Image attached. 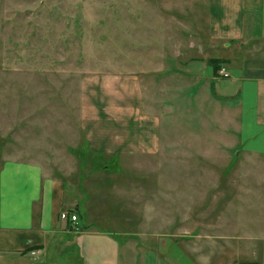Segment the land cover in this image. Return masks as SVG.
<instances>
[{
    "label": "rangeland",
    "instance_id": "obj_1",
    "mask_svg": "<svg viewBox=\"0 0 264 264\" xmlns=\"http://www.w3.org/2000/svg\"><path fill=\"white\" fill-rule=\"evenodd\" d=\"M202 6L204 0H0V158L37 163L62 181L70 212L77 205L89 217L80 224L121 246L125 264H146L151 249L162 264L167 248L175 264H186L185 252L191 261L213 254L207 264H261L242 241L264 233L257 212L250 226L236 215L229 238L234 173L223 168L231 157L211 156L208 141L197 146L188 139L199 132L194 114L181 122L173 117L169 146L152 157L100 156L81 140L82 85L89 78L134 72L157 107L168 102L161 78L145 74L148 62L137 52L166 28L176 51L189 33L186 16L201 21Z\"/></svg>",
    "mask_w": 264,
    "mask_h": 264
},
{
    "label": "crops",
    "instance_id": "obj_2",
    "mask_svg": "<svg viewBox=\"0 0 264 264\" xmlns=\"http://www.w3.org/2000/svg\"><path fill=\"white\" fill-rule=\"evenodd\" d=\"M202 7L201 21L186 16L189 24L183 27L189 33L184 42L178 39L176 51L166 28L160 37L146 39L144 53L137 52L148 62L145 74L161 78L158 87L168 102L157 107L149 91L145 96L137 73L98 75L82 85L79 131L92 154L152 157L169 146L173 117L181 122L194 114L199 132L188 139L197 146L208 141L211 156L231 157L223 168L234 173L229 176L231 238L236 215L242 214L250 226V214L257 212L264 227V0H204ZM173 62L177 67H171ZM216 65L227 78L214 72ZM238 158L242 163L233 165ZM64 197L63 182L45 175L39 164L0 158V264L124 263L121 246L94 226L80 224L89 219L86 210L84 219L77 205L70 212L72 204ZM63 212L75 215L76 222L62 220ZM256 236L246 234L249 239L242 241L258 251L264 264V233ZM161 252L162 264H175L169 248ZM148 253L146 264H158L154 250ZM184 255L186 264H207L213 257L199 255V261H191ZM246 255L252 258L249 251Z\"/></svg>",
    "mask_w": 264,
    "mask_h": 264
},
{
    "label": "built area",
    "instance_id": "obj_3",
    "mask_svg": "<svg viewBox=\"0 0 264 264\" xmlns=\"http://www.w3.org/2000/svg\"><path fill=\"white\" fill-rule=\"evenodd\" d=\"M217 74H218L221 78H227V77H228V74L225 72V69H223V68H220V69L218 70ZM60 218H61L62 220H69L71 223H74V222H76V220H77V217H76L75 215H71V216H69V214H68V213H65V212H63V213L60 214ZM32 254H34V253H32Z\"/></svg>",
    "mask_w": 264,
    "mask_h": 264
},
{
    "label": "trees",
    "instance_id": "obj_4",
    "mask_svg": "<svg viewBox=\"0 0 264 264\" xmlns=\"http://www.w3.org/2000/svg\"><path fill=\"white\" fill-rule=\"evenodd\" d=\"M211 63L220 64L221 62H219V61H214V62H211ZM219 68H220V67L217 66V65L214 67V72H215L216 74H217ZM217 75H218V74H217ZM33 249H34V248H30V249L27 250V252H29V251H31V250H33Z\"/></svg>",
    "mask_w": 264,
    "mask_h": 264
}]
</instances>
